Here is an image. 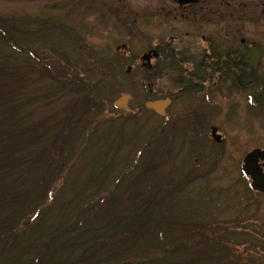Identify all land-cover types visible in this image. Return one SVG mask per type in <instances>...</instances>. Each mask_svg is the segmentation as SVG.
<instances>
[{"label":"rangeland","instance_id":"374dc122","mask_svg":"<svg viewBox=\"0 0 264 264\" xmlns=\"http://www.w3.org/2000/svg\"><path fill=\"white\" fill-rule=\"evenodd\" d=\"M228 1L232 8L238 5L244 35L264 42V15L258 7L264 0ZM78 2L0 0V17L16 15L30 21L25 32L17 33L18 47L30 48L45 64L67 72L55 70L56 77L49 76L46 66H37L28 53L19 52L0 37V55L6 68L12 73L13 69L20 70L18 75L23 72L30 81L28 88H23V81L15 74L14 79L12 75L0 78L7 85L4 90L0 84V116L14 105L22 106L19 116L26 115L22 128H15L16 143L14 137L2 132L6 137L1 142L0 164L5 172L0 175V195H14V185L40 181L46 173L42 195L36 202L40 204L46 200L50 185L62 176L41 217L0 256V264L28 261L45 245L54 260H75L85 249L93 252L97 236L103 237L98 248L113 241L111 232L121 227L104 230L110 217L87 219L83 226L78 223L99 209L101 198L122 177L109 200V210L122 218L123 226L134 222L133 212L140 213L137 222L147 220L148 236L153 240L149 241V256L180 244L183 253L177 256L179 261L192 258L197 248L214 257L196 263L264 262V246L258 242L264 237V194L251 189L241 167L247 152L264 148L262 84L252 92L255 102L250 91L219 94L226 101H208L206 111L225 120L219 122L224 136L221 143L210 136L211 125L216 124L212 115L205 124L203 112H195L198 117L192 122L174 126V110L167 121L146 106L172 89L170 78L160 81L161 93L153 97L148 96L140 79V57L145 48L167 30L185 24L174 16L177 13L168 12L173 6L153 0H85L82 6ZM41 20L47 23L46 30L39 26ZM131 65L135 69L129 73ZM260 67L264 75V58ZM69 75L81 78L82 83L65 82L63 86V81L72 79ZM125 94L132 99L123 109L117 102ZM203 123L205 126L199 127ZM13 126L14 116L8 123L0 120V132ZM25 156L23 167L14 168ZM50 161H54L51 166ZM10 179L14 182L9 183ZM4 185L11 191L4 193ZM8 203L13 209L14 198ZM7 209L0 212V218H5V213L12 216ZM150 210L154 218L149 220L146 216ZM171 226L174 228L168 230ZM77 227L86 231L78 233ZM209 236L218 239L210 246L206 243ZM133 250L140 251L137 247ZM117 253L122 258L124 253Z\"/></svg>","mask_w":264,"mask_h":264},{"label":"flooded vegetation","instance_id":"af4514ba","mask_svg":"<svg viewBox=\"0 0 264 264\" xmlns=\"http://www.w3.org/2000/svg\"><path fill=\"white\" fill-rule=\"evenodd\" d=\"M153 1L170 3L173 9L168 12L177 13L174 16L181 18L185 24L176 25L157 37L156 42H151L140 57V79L149 92V97L161 93V80L170 78L173 83L172 89L164 96L151 99L146 104L148 109L167 121L170 120L171 110H174L171 122L174 126L182 124L184 127L190 120L198 117L195 112H203L204 117H207V124L212 115L206 111L209 108L208 101L211 99L217 103L225 100L223 97L220 99L219 94L250 91L251 101L255 102L256 94L252 92L260 83V94H263L264 75L260 72V66L264 58V42L244 35L238 5L232 8L228 0H197L183 6L172 0ZM258 7L262 8L264 15V1ZM142 35L144 37V32ZM146 38L148 39V35ZM253 44H260L263 49L256 69L246 60L247 51ZM130 68L131 71L129 69L128 72L132 73L135 67L131 65ZM164 100H170V104L163 114L148 107L152 102ZM204 102L205 105H202ZM180 112H183L182 116H179ZM214 117L216 124L211 125V130L216 127L218 133L222 134L220 124L225 120L223 117ZM205 124L199 127H204ZM258 242L264 246V237L258 239ZM261 250L264 251L262 248ZM257 264L264 262L258 260Z\"/></svg>","mask_w":264,"mask_h":264},{"label":"trees","instance_id":"16d2710c","mask_svg":"<svg viewBox=\"0 0 264 264\" xmlns=\"http://www.w3.org/2000/svg\"><path fill=\"white\" fill-rule=\"evenodd\" d=\"M84 1L85 0H79L78 4L82 6L85 4ZM29 23H30V21H28L27 19L25 20L22 17L20 18L16 15H14L13 18L11 17V19H9L8 17L4 19L1 16L0 17V37H1V39H5L9 44L14 46V48L17 49L19 52L28 53L33 59L36 60L35 64L37 66H39V65L40 66H46L49 70L48 71L49 76L56 77V76H54V74L56 72L55 70H57V69H55V67H53L52 65L45 64L43 62V60L37 55V53L35 51L31 50L30 48H26V47H24V48L18 47V45H17L18 44L17 43V39H18L17 33L18 32H25L24 30L26 29V27L30 26ZM39 24H40L39 26H41V29L44 28L46 30V28L48 26L47 23H43V21H42ZM2 41L4 42V40H2ZM3 60H4V56L0 55V78L5 79L6 77H9L12 75V79H14L13 74H15L17 76V78H20V82L23 81L22 82V84L24 85L23 88H28L27 83L29 84V82H30L29 77L26 76L25 74H23V72L21 75H18L17 72L20 71L18 69H16V70L13 69V73H12L9 70V68H6V66H8V65L6 63H4ZM57 71H61V72H58L60 74L61 73H67L63 70H57ZM3 76H5V77H3ZM69 76H71V75H69ZM61 77H62L61 79L65 78L63 76H61ZM71 78H72V76H71ZM80 79L73 77L71 79L73 81H71V80H70L71 82L70 81H63L62 84L64 86L65 82H67V83H72V82L82 83V80H80ZM0 84L3 85V87H4L3 89L5 90L6 89V87H5L6 80H5V82H4V80L0 81ZM73 85L74 86L76 85L75 87H78L77 84H73ZM65 89H67L66 86H65ZM30 100H32V99H30ZM20 109H22L21 105H14V109L8 108L6 110V113L3 114V116H0V120H6L7 123L10 120H12L13 116H14V126H13L14 128L12 127L11 129H9V128L4 129L0 132V148L2 146L1 142L4 141L5 137H6V136L4 137L2 132H7L6 133L7 135L14 137V143H16V139H17L16 135L18 133H16L15 128L17 125L22 128V125L24 124V121L26 119V115H21V116L18 115ZM1 124H2V126L5 125L2 122H1ZM11 125H13V123H11ZM12 131L14 132V134L12 133ZM52 146L56 147L57 143H54ZM46 147L48 148V146H46ZM21 149H23V146L19 150H21ZM26 159H27V156L21 157V162H19L20 164L15 165L14 168L16 167V169L18 170L19 169L18 165H20L22 168ZM54 161L57 162V158ZM53 162L50 161V162H48V164L50 165V163H53ZM11 167H13V165ZM11 167H10L9 171H12ZM4 172H5V167H3V164H0V175H3ZM45 174H43L42 179H40V181L35 182L34 179L33 180L31 179V180H25V181L21 182L20 186H19V184L14 185V195L12 194V192L11 193L8 192L11 190H8V188L5 187L6 185H4L3 192L4 193L8 192V195L4 196V194H3L2 197H1L2 194L0 195V212L7 209V207H8L9 209H7V210H9L8 212H10V213L12 212L13 217L9 213H5L6 217L0 218V244L3 245L2 248H0V256L4 255L5 253H8V251L11 249L13 243L15 245V243L18 241V239H20V237L26 232V229L29 228V226H31L33 223H35V221H37L38 218L41 217V215L43 214L44 205H46L50 200H52L54 198L55 189L58 185V182L62 178L61 175H58L56 180L50 185L49 190L46 191V196H47L46 200L40 204L36 203V202H38L37 199H40V197L42 195V191H41L42 189L40 190V188H44L43 183L47 179ZM123 180H124V177H122V179L117 181L114 188L109 193H107L106 195H104L101 198V200H100L101 202H100V206H99L98 210H94L90 214L89 217L80 220V222L78 223V226H83L86 223L87 219L95 221V220H103L105 218L108 219L110 217L109 222L107 223V225L104 226V230H106L107 228L109 230H113L112 229L113 226H116L117 228L121 227V229L118 228V229L111 232L112 237H114L113 241L111 240L110 243L106 242L105 244L100 245L98 248L97 245L99 242L102 241L101 239H103V237L97 236L98 243L93 244L94 248H93L92 253H89L90 250L85 249L81 253V255L75 260L64 259V260H59V261H56L57 259L54 260V258L51 255H49V253L47 252V248L49 246L45 245L39 249L37 255H35L32 259H28V261H22V262L20 261V262L14 263V264H201V263H196V261H198V260L200 261L203 259V261L209 262L210 261L209 258H211V260H213L214 256L212 254H210L211 256L210 255H204L203 253H201L200 249L196 248L195 250H193V251H195L193 253L194 256L192 257L193 259L191 257L186 256L185 259H182V261H179V260H177V256H179L180 253L181 254L183 253L181 249L179 250V248H181V247H179L180 244L179 245L175 244V245H173V247L171 245L167 248L166 247L162 248L159 252H154L152 255L149 256V254H148V252L150 250L149 241L152 242L153 240L148 236L150 229H148V225H146L145 221H147V220L142 219L139 222H137L138 221L137 218L139 217L138 215H140V213L139 212H133V216H135L134 222L131 223V221L130 222L128 221L127 224L125 226H123L122 221H121L122 218H119L117 216V214L112 215V213L109 210L111 206H108V204L110 202L109 200L112 196V193L114 192L117 185H120L121 181H123ZM13 182H14V180L11 181V179H10L9 183H13ZM4 183H6V182H4ZM32 185L34 186L33 188L30 187ZM27 188H29V189H27ZM13 198H14V208L11 209V205H10L11 203H8V202ZM154 206L156 207L157 205L155 204ZM33 211H35L34 214L31 217H29V215ZM148 214L149 215L146 216L147 219L150 220V219L154 218L153 216L151 218V215H153V212L151 210H150V213H148ZM129 219L130 218H128V220ZM163 226H165V224H162L161 228H163ZM123 228H126V229L123 230ZM173 228L174 227L171 226V228H169L168 230L173 229ZM75 229H78V227ZM84 229L83 230L78 229L77 232L78 233L79 232L81 233V231L85 232L86 230H84ZM65 232L63 234H65ZM98 235H102V233L101 234L99 233ZM216 238L217 237L209 236L208 242L206 240L205 241L210 246V243H212ZM88 239H94V237H92V238L90 237ZM143 240L148 241V243L142 244ZM216 240H218V239H216ZM158 242H161V241L158 240ZM158 242H156V243H158ZM151 246H153V245L151 244ZM209 246H207L206 248H208ZM136 247L138 249H140V251L139 250H137V251L133 250V248H136ZM119 250H120V252L124 253L121 256L122 258L117 257L118 255H120L117 253ZM127 250H129V251H127ZM114 251H115V253H114ZM51 254H53V253H51ZM174 258H176V260Z\"/></svg>","mask_w":264,"mask_h":264},{"label":"water","instance_id":"95a60500","mask_svg":"<svg viewBox=\"0 0 264 264\" xmlns=\"http://www.w3.org/2000/svg\"><path fill=\"white\" fill-rule=\"evenodd\" d=\"M176 4L181 6L196 2L197 0H172ZM263 49L260 44H253L249 47L246 60L248 63L256 69L258 62L262 57ZM131 71V68H129ZM132 99L131 95L125 94L121 100L117 102V106L120 108H127L130 100ZM170 104V100L152 102L148 105L149 108L159 112L164 113V109ZM212 138L217 142L221 143L223 140L222 134L218 133V128L213 127L211 130ZM243 173L250 177L251 186L254 190L264 193V148L256 147L246 153L243 158L242 164Z\"/></svg>","mask_w":264,"mask_h":264}]
</instances>
